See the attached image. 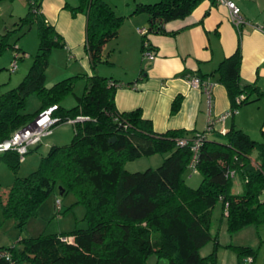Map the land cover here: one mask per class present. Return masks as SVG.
Segmentation results:
<instances>
[{"label": "trees", "instance_id": "1", "mask_svg": "<svg viewBox=\"0 0 264 264\" xmlns=\"http://www.w3.org/2000/svg\"><path fill=\"white\" fill-rule=\"evenodd\" d=\"M202 1L136 3L129 14L145 13L148 22L141 35V50L148 34H166L168 22L186 18ZM41 2H31L22 18L23 23H36L38 49L19 84L0 95V144L52 105L56 106L52 115L58 118L54 127L78 116L85 119L72 123L74 134L68 144L51 145L38 167L26 176L17 175L21 155L16 150L0 151V162L15 174L5 200L0 196V208L6 218L21 227L38 215L39 205L58 182L62 193L72 191L76 202L85 206L88 224L65 233L19 237V247L0 246V264H148L152 255L165 258L167 264H217L215 251L202 256L200 249L210 240L219 244L218 234L211 233L218 203L230 234L250 225H264V130L260 140L235 126L222 140L205 135L192 169L201 181L195 188L189 186L185 173L193 156L190 140L196 132L204 134L205 129L156 132L140 108L119 111L114 97L120 84L96 72L99 64L111 65L105 45L118 36L127 15L117 14L104 0L65 4L72 15L86 16L84 49L92 74L77 73L47 86L51 51L65 42L45 20ZM241 64L239 44L210 72L225 87L232 109L248 102L253 93L262 94L256 85L242 83ZM79 77L86 78L83 92L76 96L74 106L66 108L61 103L73 92ZM33 93L39 106L34 112H26L27 98ZM241 94L244 98L238 102ZM180 103L181 96H177L171 113ZM180 138L188 143L179 145ZM157 153L165 156L155 168L133 172L125 168L130 160ZM236 177L241 185L237 191ZM227 246L234 250L237 264H244L246 257L255 264L256 250L252 247Z\"/></svg>", "mask_w": 264, "mask_h": 264}, {"label": "crops", "instance_id": "2", "mask_svg": "<svg viewBox=\"0 0 264 264\" xmlns=\"http://www.w3.org/2000/svg\"><path fill=\"white\" fill-rule=\"evenodd\" d=\"M230 1L240 8L245 23L236 27L230 20L227 5L203 0L186 18L168 22L166 34L147 35L146 42L154 51L152 59L142 56V42L137 30L146 29L139 25H148L147 18L127 14L115 39L118 52H125V57L110 65L120 70H103L100 74L120 84L114 97L117 109L140 108L143 117L151 120L158 133L169 129H185L190 133L204 130L210 119L232 110L225 87L216 82L210 72L240 44L241 81L256 85L262 94L253 93L248 102L236 108V112L229 113L224 127L228 130L235 126L252 138L257 137L254 139H262L264 30L257 26H264V0ZM66 3L68 0H42L40 8L47 23L54 26L66 42L69 59L77 62V69L68 70L61 77L82 71L90 75L92 71L84 49L86 16L84 13L72 15L64 9ZM96 72L100 73L98 67ZM193 76H200L208 84V91L202 86L192 87L188 79ZM177 96H181L180 106L171 113L172 102ZM220 127L221 123H215L216 130L209 138L222 137L224 134L217 132ZM252 156L255 157L256 153Z\"/></svg>", "mask_w": 264, "mask_h": 264}, {"label": "rangeland", "instance_id": "3", "mask_svg": "<svg viewBox=\"0 0 264 264\" xmlns=\"http://www.w3.org/2000/svg\"><path fill=\"white\" fill-rule=\"evenodd\" d=\"M35 1L38 0H0V95L19 84L28 72L33 57L37 52L39 39L36 23L22 22V18L29 11L30 3ZM104 1L112 6L117 14L127 15L135 8L136 3H153L157 0ZM68 2L66 4L73 6L77 4V0H68ZM64 9L69 12L67 8L64 7ZM134 15L147 18L145 13ZM139 27L147 28V23L139 25ZM138 37L139 41H141L139 33ZM116 38L108 41L105 45L104 53L108 54L110 62L124 59L125 57V52H118ZM66 45L65 42L64 46H56L51 51L49 64L46 69L47 86L65 78L61 76L68 72V70L73 71L78 68L75 66L77 65L76 60L69 59L70 52ZM16 54L20 55V57H16ZM14 60L17 63V68L11 71V63ZM97 67L100 72L99 74H103V70H120L117 66H110V64H99ZM85 83V77L77 78L73 92L63 99L62 106L66 108L74 106L76 104V96L82 94ZM38 106L39 100L36 94H30L27 98L26 112H34ZM73 134L72 123L63 122L56 125L50 135L44 136L38 145L33 146L31 151L23 156L17 175L23 177L31 173L38 167L41 157L47 154L51 145L68 144ZM216 139L222 140V137L216 136ZM164 156V154L160 153L148 156L144 155L126 162L125 168L131 172L155 168L161 163ZM185 179L189 186L195 188L199 185L201 176L196 170L188 169L185 173ZM14 180V172L10 170L5 162H0V196L3 200H5L8 186ZM60 188V184L56 182L48 197L39 205L38 215L30 217L21 227H18L13 219L6 218L0 208V246L16 244L19 247V243L17 242L19 237L26 238L40 234L65 233L76 227H86L88 223L85 218V206L82 203L76 202V196L72 191L62 193ZM240 188V182L236 177L234 178V190L237 191ZM211 231L212 235L218 234L219 244L215 245L214 240H210L200 249L202 256L215 251L217 264H237L234 250L227 245L250 246L256 250L255 264H264V225L259 227L250 225L230 234L227 231L225 219L222 215L221 204L218 203L213 210ZM148 264H167V260L152 255L148 259Z\"/></svg>", "mask_w": 264, "mask_h": 264}, {"label": "built area", "instance_id": "4", "mask_svg": "<svg viewBox=\"0 0 264 264\" xmlns=\"http://www.w3.org/2000/svg\"><path fill=\"white\" fill-rule=\"evenodd\" d=\"M215 1L217 3H223L228 6L230 11V20L236 27H239L241 24L246 22V20L240 13V8L233 1L230 0H215ZM257 27L261 30H264V26H257ZM137 30L141 35L146 32V29H142V28ZM142 56L146 59H152L154 56V51L152 50V48L148 46V43L146 41L143 43ZM10 68L11 71H14L17 68V63L15 60L11 63ZM188 80L192 87L202 86L204 87V89L208 91V87H207L208 84L204 83L199 77L193 76L190 77ZM243 98L244 95L241 94L240 96H238L237 101L240 102ZM54 109H56V106L52 105L47 109L41 111L33 119L32 122L27 124L25 127L21 128L20 130L16 131L11 136L10 139L1 143L0 151L14 149L21 155V159H22L24 154L27 152L28 148L40 142L44 136L50 135L52 133L54 125L58 122V118L52 115ZM233 112H236V109H232L228 113H224L214 119H210L205 128V133L200 134L199 132H196L195 136L191 138L190 147L193 151V156L189 164L190 169H193L194 163L197 158V152L199 146L204 140L205 135H209L212 133V131L215 129L214 128L215 123H221V127L218 129L217 132H219L220 134H225L227 132V129L224 127L225 119L229 113H233ZM83 119H85V117L78 116L75 119L68 120L67 122L74 123L75 121H81ZM177 142L179 145H185L188 143L187 139L185 138H180ZM231 175H233V173H231ZM67 239L68 238L66 237L63 238V240H67ZM243 261L244 264H250L252 262V258L246 257L243 259Z\"/></svg>", "mask_w": 264, "mask_h": 264}, {"label": "water", "instance_id": "5", "mask_svg": "<svg viewBox=\"0 0 264 264\" xmlns=\"http://www.w3.org/2000/svg\"><path fill=\"white\" fill-rule=\"evenodd\" d=\"M114 140V139H113Z\"/></svg>", "mask_w": 264, "mask_h": 264}]
</instances>
